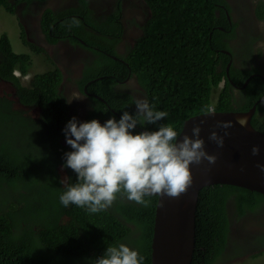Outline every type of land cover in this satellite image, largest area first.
Listing matches in <instances>:
<instances>
[{
  "label": "trees",
  "instance_id": "16d2710c",
  "mask_svg": "<svg viewBox=\"0 0 264 264\" xmlns=\"http://www.w3.org/2000/svg\"><path fill=\"white\" fill-rule=\"evenodd\" d=\"M19 1L23 0H0V5L15 14ZM146 1L151 18L125 63L113 57L121 37L118 13L100 22L93 17L88 0H80V5L62 10L46 9L41 20L42 32L52 43L81 37L98 48L97 59L85 68L80 81L82 88L91 77H99L89 89L108 104L97 100L92 117L115 118L95 130L94 155L106 168H114L132 199L112 208L88 183L83 152L60 141L71 119L60 91L62 70L55 67L37 73L30 85H23L16 71L27 74L32 55L14 51L7 33L0 36V82L15 86L22 105L40 108L39 119H32L0 96V264H151L158 197L137 188L126 170L140 168L142 178L159 173V185L168 174V154L185 120L210 110H248L263 95V82L255 78L260 89L250 93L245 104L234 103L231 80L225 79L230 56L223 51L229 50L227 40L235 36V24L229 25L223 0ZM88 24L99 34L88 31ZM21 33L33 52L46 51L29 39L24 28ZM251 71L232 66L230 76L242 84ZM128 73L135 74L147 89V115L132 108L131 95L113 89V82ZM223 80L224 87L217 92ZM261 110L258 103L256 111ZM252 124L264 132V120L254 117ZM148 144L149 149L137 154ZM230 200L239 216L264 206V194L258 191L230 184L203 187L192 264H214L224 257ZM131 224L139 234L133 236ZM125 242L133 248L120 246Z\"/></svg>",
  "mask_w": 264,
  "mask_h": 264
},
{
  "label": "flooded vegetation",
  "instance_id": "af4514ba",
  "mask_svg": "<svg viewBox=\"0 0 264 264\" xmlns=\"http://www.w3.org/2000/svg\"><path fill=\"white\" fill-rule=\"evenodd\" d=\"M12 1L15 2V0ZM75 1L76 0H23L16 2L15 14L21 20L23 26L27 30V34L30 36V34L35 32L36 29L42 31V16L46 9L51 8L47 6L56 2L57 5L59 4V6L62 7L74 4ZM223 1L225 3L222 4L221 7L226 8L229 25L232 26L235 24V36L227 40L229 50L225 49L223 51L230 56L226 67L225 79L231 80V92L234 97V103L242 102L243 105L247 101V97H249L250 93H254L255 90L258 91L260 89V85L257 84L255 78L262 80L264 88V71H262L264 70V62L261 61V59L264 58V7H258L261 2L264 4V0ZM88 2L92 9L93 17L99 19L100 22L106 21L110 15L115 13L119 14L117 21L121 24V37L115 45L117 56L113 57L121 60L122 63H125V57L129 56L138 39L144 34L145 27L152 15L151 6L146 0H89ZM77 5H80V0ZM51 9L57 11L62 10L63 8L56 9L55 7H52ZM129 17L132 19V22L128 20ZM130 26H133V32ZM86 29L92 33L99 34V31L91 24H88ZM46 42L47 44L53 45L56 50L55 53L61 61L67 62L70 72L74 71L79 62L83 65L82 71L75 79V87H65L64 81L66 76L65 72L62 70L60 91L62 92L61 94L64 97L65 102L70 107L69 112L71 119L67 134L62 137L60 141L64 145L80 149L83 152V168L87 175L88 183L108 207L112 208L120 201L131 202L132 199L129 194L124 190L122 184L119 183L116 178L117 175L115 174L114 168H106L102 165L103 163L97 162L99 160L97 159L96 161V158L94 157V155H96L95 146L98 136L97 131L95 130L103 126V124L112 123L115 120V118L111 116L92 117L94 106L98 104L97 100L108 104V100L105 99V97L89 89L90 85L99 77H91L81 88L80 80L85 76L84 70L97 59L98 55L96 51L98 48L92 46L81 37H78L77 41H73L70 37L59 38L55 43H52L46 37V41L43 42V44ZM43 48L46 50V47ZM45 53L46 51L43 52V54ZM232 66L241 71L244 69L252 71L248 75H244V81L242 84H239L233 82L231 79L230 71ZM254 66L258 67V69L253 70L255 68ZM234 73L236 74L237 72L233 71V75ZM103 77L104 76L102 75L101 78ZM251 80H253V83L249 86ZM136 81L138 82V77L133 73H128L123 80L116 79L112 86L118 93H127L128 95H131L132 108L140 114L147 115L149 103L147 102V91H139L135 86ZM1 82L5 83L4 86H10L11 89L9 90L12 92V95L10 96H6L5 94H2L1 96H5L6 100L12 101L13 105H19L20 108L25 110L29 118L36 120L39 119V107L22 105L16 95L17 89L15 86L8 81ZM223 87L224 85H219L217 87V92ZM6 91H8V87H6ZM262 98H264V90L263 95L253 104V106L256 105V110L257 104H261L263 110L255 111L251 123L253 122L254 117L264 120V100H261ZM33 110L36 111L34 112L35 114L30 112ZM120 117L126 120L124 116ZM126 173L131 182L142 191H144L142 188L160 186L165 177L162 178L161 183L158 185L156 182L160 177L159 173L157 176L148 175V178H142L141 174L144 172L137 167L128 168ZM229 202L228 219L230 223V231L227 242L228 247L226 246L224 257L227 258L231 256L235 260L240 258L239 256L244 257L248 254L257 252L258 249L264 248V225L258 226V230H254L253 228L250 232L248 230V226L251 228L253 222L260 223L264 218V206L260 205L255 210H248L242 214V216H239L234 200H230ZM130 226L132 227L133 236L139 234L138 228L135 224H131ZM128 244L129 243L125 242L120 246L124 249H129V247L133 248L131 244ZM115 254L118 256V251L115 252Z\"/></svg>",
  "mask_w": 264,
  "mask_h": 264
},
{
  "label": "water",
  "instance_id": "95a60500",
  "mask_svg": "<svg viewBox=\"0 0 264 264\" xmlns=\"http://www.w3.org/2000/svg\"><path fill=\"white\" fill-rule=\"evenodd\" d=\"M255 111L256 105L210 110L185 120L168 154V174L160 186L142 188L158 197L151 264H192L203 187L230 184L264 194V132L251 123Z\"/></svg>",
  "mask_w": 264,
  "mask_h": 264
},
{
  "label": "rangeland",
  "instance_id": "374dc122",
  "mask_svg": "<svg viewBox=\"0 0 264 264\" xmlns=\"http://www.w3.org/2000/svg\"><path fill=\"white\" fill-rule=\"evenodd\" d=\"M89 1V0H88ZM79 0H76L74 4L70 5H65L60 7L59 4L57 5L56 2H53L51 5L47 7H55L56 9L59 8H67L68 6L70 7L71 5H77ZM134 16V14H133ZM129 21L132 22V19L129 17ZM23 28L26 30V28L23 26L21 20L18 18V16L14 13H11L5 9L4 6L0 5V36L3 33H7L14 51L16 52H27L32 55V64L29 68V72L26 75H21V81L25 85L30 84L31 78L41 72H45L47 70L54 69L55 67H59L61 70L65 72L66 79L64 81L65 87H75V79L76 77L79 76V73L82 71L83 65L81 62H79L74 71L70 72V68L67 65L66 61H61L58 57L57 54L55 53L56 50L53 47V45L43 44V42L46 41V36L45 34L40 31L39 29H36L35 32H32L29 36V39L34 41L36 45L38 46H43L46 47V53L45 54H37L33 52L29 47L26 46V44L22 41V30ZM131 30L133 26H130ZM134 29L132 30V32ZM27 32V30H26ZM28 35V34H27ZM262 62H264V58L261 59ZM264 69V66H263ZM264 71V70H262ZM19 73V72H18ZM20 74V73H19ZM79 80V79H78ZM77 80V81H78ZM139 81V80H138ZM5 83L0 84V96L2 94H5L6 96L12 95V92L9 90L11 89L10 86L6 85L4 86ZM139 91H143V88L140 83L136 82L135 85ZM6 87H8V91H6ZM15 109L19 108L20 106L13 105ZM236 111H243V110H236ZM31 113L35 114V110L30 111ZM252 227L250 228L248 226L249 232L253 228L254 230H258V226L264 225V218L261 220L260 223H252ZM245 254V253H243ZM240 258H237L234 260V258L230 257H223L222 259L220 258L217 260L214 264H264V248L258 249L257 252L248 254L246 256H239ZM225 258V259H224Z\"/></svg>",
  "mask_w": 264,
  "mask_h": 264
},
{
  "label": "clouds",
  "instance_id": "9594fccd",
  "mask_svg": "<svg viewBox=\"0 0 264 264\" xmlns=\"http://www.w3.org/2000/svg\"><path fill=\"white\" fill-rule=\"evenodd\" d=\"M27 47H28V46H27ZM13 50H14V49H13ZM31 64H32V63H31ZM18 72H19V71L17 70V71H16V74L21 78V75H23V74H21L20 72H19V73H20V74H19ZM25 75H26V74H25ZM134 75H135V74H134ZM223 82H224V80L221 81V82L219 83V85H224ZM140 84H141L143 90H144V91H147L145 85H144L142 82H141ZM219 85H218V86H219ZM222 89H223V88H222ZM222 89H220V90H222ZM147 102H148V99H147ZM148 110H149V103H148L147 113H148ZM143 130H145V129H142V131H143ZM143 132H144V131H143ZM145 133H146V132H145ZM147 134L150 135L149 132H148ZM150 136H151V135H150ZM151 138L153 139V137H151ZM146 146H149V148L151 147L150 144H148V145H146ZM146 146H144V147H146ZM144 147H142V148H144ZM142 148H140V149H142ZM149 148H148V149H149ZM140 149H139V150H140ZM146 150H147V149H146ZM124 190H125V188H124ZM125 191H126V190H125ZM143 192H145V191H143ZM145 193H148V192H145ZM149 194H150V193H149ZM155 195H156V194H155ZM156 206H157V205H156ZM155 215H156V213H155ZM154 222H155V220H154Z\"/></svg>",
  "mask_w": 264,
  "mask_h": 264
},
{
  "label": "bare ground",
  "instance_id": "6f19581e",
  "mask_svg": "<svg viewBox=\"0 0 264 264\" xmlns=\"http://www.w3.org/2000/svg\"><path fill=\"white\" fill-rule=\"evenodd\" d=\"M138 80H139V78H138ZM136 82H137V81H136ZM138 82L141 83V81H138ZM138 82H137V83H138ZM126 94H127V93H126Z\"/></svg>",
  "mask_w": 264,
  "mask_h": 264
}]
</instances>
